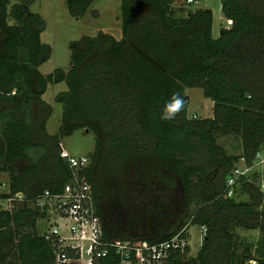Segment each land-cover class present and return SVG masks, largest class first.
<instances>
[{"label": "trees", "instance_id": "obj_1", "mask_svg": "<svg viewBox=\"0 0 264 264\" xmlns=\"http://www.w3.org/2000/svg\"><path fill=\"white\" fill-rule=\"evenodd\" d=\"M94 1L64 3L80 19ZM31 2L0 0V174L8 176L0 201L24 196L11 211L0 204V264H54L49 241L37 232L45 211L28 204L70 180L59 143L78 130L93 136L83 174L104 239L156 243L204 226L195 255L188 246L163 264H264L259 172L241 176L226 194L239 161L264 151V0H220L231 26L217 38L211 10L185 8L188 0H121V38L100 31L71 41L68 69L48 74L38 69L51 55L41 41L45 21L29 10ZM57 83L66 90L54 96L61 116L50 134L52 106L42 96ZM186 88H201L212 117L188 116ZM173 92L185 108L163 121ZM230 134L238 156L219 143ZM239 228L256 229V240ZM117 260L108 254L100 264Z\"/></svg>", "mask_w": 264, "mask_h": 264}, {"label": "built area", "instance_id": "obj_2", "mask_svg": "<svg viewBox=\"0 0 264 264\" xmlns=\"http://www.w3.org/2000/svg\"><path fill=\"white\" fill-rule=\"evenodd\" d=\"M188 2L194 3L193 0ZM59 154L73 169L70 180L58 192L45 190L28 204L45 211L40 219L45 220L47 224L39 235L49 241L54 264H100V260L108 254L117 256L116 264H163L172 252H182L189 246V238L184 235L187 228L167 240L156 243L104 239L92 188L83 174L90 163L89 156L69 153L62 142L59 143ZM261 156L257 154L258 163L264 162ZM249 168H236L233 171V175L227 180V196L233 195L237 179L246 176ZM3 185L4 183H1L0 187L3 188ZM260 188L264 189V183L260 184ZM23 198V194L15 193L1 200L0 204L3 209L11 211ZM199 229L204 236L206 228L201 226ZM251 264H255V261Z\"/></svg>", "mask_w": 264, "mask_h": 264}, {"label": "rangeland", "instance_id": "obj_3", "mask_svg": "<svg viewBox=\"0 0 264 264\" xmlns=\"http://www.w3.org/2000/svg\"><path fill=\"white\" fill-rule=\"evenodd\" d=\"M120 3L121 0H95L84 16L76 19L69 15L64 0H32L29 10L40 14L45 21V29L41 33V41L48 44L51 48L50 58L38 67L39 71L43 74H48L56 68L67 70L70 61L69 42L79 40L83 36H95L102 31L111 34L116 39L121 38ZM185 6V8L211 10L213 16L211 33L213 38L219 36L221 28H229L231 26V21L222 14L220 0H200ZM64 90H66L64 83L52 84L42 96L52 106V114L45 125L46 131L50 134L57 131L61 116V105L54 101V96ZM185 94L188 96V116H196V118L212 117L213 102L203 95L201 88H186ZM218 140L227 153L237 156L241 154L239 141L234 135L220 136ZM62 144L69 153L76 156H86L94 149L93 136L89 131L78 130L71 136L64 138ZM260 153H262L261 157L264 158V151ZM258 162L259 160L256 158L250 163L241 159L239 166L242 169L250 167L246 176L248 178L251 173L259 172L260 185L264 183V162ZM0 181L5 184L6 188L8 181L6 173L0 174ZM261 192L264 195V189ZM236 198L240 199L239 194ZM260 208L264 209V202ZM46 224L45 220H38L37 232L39 234L43 231ZM199 228L196 225H189L187 228L189 255H195L202 242L203 235ZM237 233L247 241H255L258 236L256 229L239 228Z\"/></svg>", "mask_w": 264, "mask_h": 264}, {"label": "clouds", "instance_id": "obj_4", "mask_svg": "<svg viewBox=\"0 0 264 264\" xmlns=\"http://www.w3.org/2000/svg\"><path fill=\"white\" fill-rule=\"evenodd\" d=\"M185 108V99L179 92H173L164 103L160 118L163 121L174 120Z\"/></svg>", "mask_w": 264, "mask_h": 264}, {"label": "water", "instance_id": "obj_5", "mask_svg": "<svg viewBox=\"0 0 264 264\" xmlns=\"http://www.w3.org/2000/svg\"><path fill=\"white\" fill-rule=\"evenodd\" d=\"M86 132H88V130H85Z\"/></svg>", "mask_w": 264, "mask_h": 264}]
</instances>
